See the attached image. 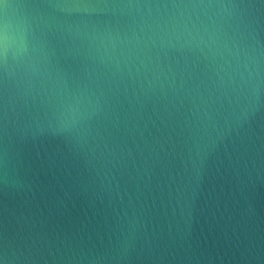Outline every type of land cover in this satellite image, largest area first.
Here are the masks:
<instances>
[{
  "label": "water",
  "instance_id": "1",
  "mask_svg": "<svg viewBox=\"0 0 264 264\" xmlns=\"http://www.w3.org/2000/svg\"><path fill=\"white\" fill-rule=\"evenodd\" d=\"M0 264H264V0H0Z\"/></svg>",
  "mask_w": 264,
  "mask_h": 264
}]
</instances>
